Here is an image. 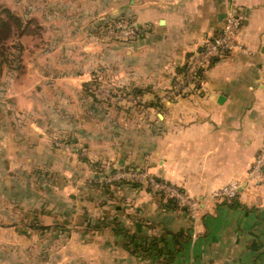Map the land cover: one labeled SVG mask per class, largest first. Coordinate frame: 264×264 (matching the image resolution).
<instances>
[{
  "label": "crops",
  "instance_id": "obj_1",
  "mask_svg": "<svg viewBox=\"0 0 264 264\" xmlns=\"http://www.w3.org/2000/svg\"><path fill=\"white\" fill-rule=\"evenodd\" d=\"M92 10L147 26L140 37L107 49L147 110L140 120H130L111 152L100 145L99 135L82 130L85 149L102 164L144 165L203 200V206L188 223L183 211L142 193L141 224L127 222L125 232L140 241L155 238L158 250L137 255L126 247L119 227L97 226L87 245L93 254L83 264H264V181L248 179L264 145V0H107ZM240 13L245 16L240 46L214 58L199 70L194 85L169 97L193 52L230 14ZM123 53L126 62L119 57ZM93 56L99 58L100 51ZM116 136L123 137L120 131ZM28 146L36 154V144ZM3 148L10 154L17 150ZM233 182L240 187L229 201L214 197ZM119 219L113 222L122 225ZM175 233L182 236L177 240Z\"/></svg>",
  "mask_w": 264,
  "mask_h": 264
},
{
  "label": "rangeland",
  "instance_id": "obj_2",
  "mask_svg": "<svg viewBox=\"0 0 264 264\" xmlns=\"http://www.w3.org/2000/svg\"><path fill=\"white\" fill-rule=\"evenodd\" d=\"M105 2L0 0V21L11 23L0 40V264H83L93 254L87 245L95 227H115L110 222L119 218L120 231L127 222L141 224L142 193L183 211L188 223L203 206L144 165L102 164L85 149L82 130L99 135L111 152L128 123L147 110L107 51L130 41L113 23L131 20L93 14ZM98 51L102 57L95 58ZM5 146L17 150L10 154ZM180 193L198 200L196 213Z\"/></svg>",
  "mask_w": 264,
  "mask_h": 264
},
{
  "label": "built area",
  "instance_id": "obj_3",
  "mask_svg": "<svg viewBox=\"0 0 264 264\" xmlns=\"http://www.w3.org/2000/svg\"><path fill=\"white\" fill-rule=\"evenodd\" d=\"M244 20L245 16L242 13L230 14L227 17L218 33L207 40L203 44V48L193 52L181 78L175 83L173 93L179 94L181 88H186L189 84L194 85L198 81L200 69L207 67L214 58L222 57L240 46L239 36ZM113 28L121 31L122 34L120 35L126 40H132L140 37L147 29V26H136V24L130 23L128 20H120L113 23ZM248 179L264 181V145L248 171ZM239 187L240 184L238 182L227 184L215 191L214 196L222 199L232 198L237 194ZM179 198L185 201L188 199L193 208V214L196 213L197 199H190L186 194L181 193Z\"/></svg>",
  "mask_w": 264,
  "mask_h": 264
},
{
  "label": "trees",
  "instance_id": "obj_4",
  "mask_svg": "<svg viewBox=\"0 0 264 264\" xmlns=\"http://www.w3.org/2000/svg\"><path fill=\"white\" fill-rule=\"evenodd\" d=\"M11 15V18L10 20H12V16L13 14L12 13H9ZM14 17V16H13ZM16 19V18H15ZM131 20V19H130ZM131 23H134L132 20H131ZM135 24V23H134ZM136 26H139V25H136ZM10 27H11V23L10 21L8 20H1L0 21V40H1V36L2 34L5 32L6 34L9 33L10 31ZM210 38H208L207 40H209ZM206 40V41H207ZM205 41V42H206ZM5 59H2L0 60V73L2 71V68H3V62H4ZM7 61V59H6ZM170 200V199H169ZM230 199L226 198V201H229ZM171 204H175V202L173 201H170ZM166 207H169L168 204H166ZM115 224L117 227L120 228V224L116 223L115 221H111L110 224ZM107 224V223H106ZM105 224V225H106ZM101 226V225H99ZM123 234L126 235V245L129 247V246H135L133 248H135L136 250H134L132 248V251H135L136 253L139 252L137 250L141 249L142 250V253L145 252V253H148V252H154L155 250H158V242L156 241L155 238H150V239H142L141 241H139L140 238H137L135 237L134 235H131V234H126V232L124 231ZM176 239L179 238V236H182V233H175L173 235ZM178 240V239H177ZM139 241V242H137Z\"/></svg>",
  "mask_w": 264,
  "mask_h": 264
}]
</instances>
